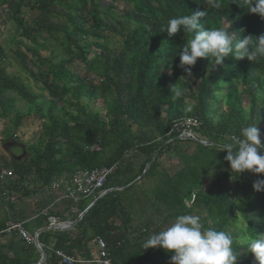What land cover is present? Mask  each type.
Returning <instances> with one entry per match:
<instances>
[{"label": "trees", "instance_id": "obj_1", "mask_svg": "<svg viewBox=\"0 0 264 264\" xmlns=\"http://www.w3.org/2000/svg\"><path fill=\"white\" fill-rule=\"evenodd\" d=\"M218 2L219 9L207 8L204 0H20L0 4V14L7 10L4 4L13 10L19 34L31 43L19 42L32 51L39 71L29 67L22 71L32 73L49 92L48 122L44 121L35 142L23 144L29 157L17 159L0 149V207H6L0 218V264L40 260L35 244L4 230L10 220L24 221L34 234L49 226V215H60L59 210L44 214L43 207L29 216L16 211L19 198L49 191L60 167L69 174L120 162L103 188L113 190L88 210L98 193L77 202L68 200L72 203L65 208L75 209L73 220L86 210L72 229L49 228L40 233L47 255L44 264H59L57 250L75 257L74 264H84L78 260L96 255L90 244L98 235L107 242L112 264H171L173 253L161 248L145 250L143 244L181 214L198 215L205 227L229 232L234 240L244 231L264 233V187L260 191L253 188L264 180V174L232 173L223 149L241 128L261 126L264 57L252 62L229 55L216 66L209 59H198L188 77L179 67V53L190 34L181 30L169 36L166 31L169 19L206 11L202 26L222 28L234 42L246 35L264 34V18L251 13L243 0ZM23 7L30 10V19L22 16ZM49 39L56 42L57 49L49 47ZM41 49L51 50V55H43ZM16 53L25 64L28 54L21 49ZM78 60L100 78L97 83L68 68ZM26 80L25 75L7 72L0 46V118L14 110L8 92H16L30 105L44 98ZM177 83L182 95L173 100L170 88ZM86 97L90 101L102 98L106 113L89 109L82 102ZM68 106H75L76 111L67 110ZM24 117L20 114L12 129L3 131L4 143L19 142ZM194 117L200 122L193 127L201 134L196 139H183L180 130L172 131L174 122ZM30 120L39 123L43 114H33ZM261 141L264 143V134ZM130 149L136 150L133 158L125 156ZM170 150L181 160L174 173L162 170L159 161ZM4 169H12L14 176L2 178ZM148 181L154 186L148 187ZM14 195L17 200L12 201ZM233 248L238 264H258L239 243Z\"/></svg>", "mask_w": 264, "mask_h": 264}, {"label": "clouds", "instance_id": "obj_2", "mask_svg": "<svg viewBox=\"0 0 264 264\" xmlns=\"http://www.w3.org/2000/svg\"><path fill=\"white\" fill-rule=\"evenodd\" d=\"M243 3L251 13L264 18V0H243ZM204 4L207 5V8L215 9L222 6L218 0H204ZM205 15L206 11H191L190 15L174 17L167 22L166 31L169 36H174L181 30L190 34V39L187 40L179 53V67L187 73L188 77L191 76L192 67L196 65L198 59H209L216 66L222 64L225 57L229 55L237 60L247 58L252 62L259 57H264V34L258 37L246 35L234 42L229 32L222 28L205 29L201 22ZM170 91L173 100L182 95V89L178 83L171 86ZM180 137L186 136L180 134ZM186 138L188 139V137ZM9 146L12 145L9 143ZM223 149L227 152L225 160L229 162L232 173L240 175L245 171H250L264 174V143L261 141L260 129L257 124L241 128L240 134L232 137L231 142L225 143ZM133 150H128L125 156L130 158ZM116 163L119 167L120 162ZM66 177L65 175L64 178ZM262 187H264V180H258L253 184V188L257 191L262 190ZM52 193L57 195L56 191ZM59 197L60 195H57V198ZM99 197L97 196L95 199H99ZM81 199L84 198L81 197L77 201ZM43 213L47 214L48 211ZM50 217H55L56 220L54 222L50 220L49 226L52 223H59L58 216L51 215ZM34 234L38 236L37 231ZM236 243L253 254L258 264H264V233L252 235L248 231H244L238 240H234L231 233L223 230L218 231L213 227H205L201 222V217L192 214L176 216L174 222L165 230L151 234L144 242L143 248L145 250L161 248L166 252L173 253L171 264H238V255L233 248Z\"/></svg>", "mask_w": 264, "mask_h": 264}, {"label": "rangeland", "instance_id": "obj_3", "mask_svg": "<svg viewBox=\"0 0 264 264\" xmlns=\"http://www.w3.org/2000/svg\"><path fill=\"white\" fill-rule=\"evenodd\" d=\"M120 7H124L123 2H120ZM26 10V9H25ZM30 10L27 9L26 14H27V19H30ZM26 16V15H25ZM30 21V20H29ZM14 24V23H13ZM2 26V25H1ZM17 25H15V32L14 34L11 32V29H8V33L9 34H13V37L11 39V43L14 42L12 44V49L5 52V63L7 64V72L9 74L15 75H25V77L27 78V83L32 87L33 91L37 92V93H43L44 94V98L39 100V102L37 104H27V102L25 100H23L19 94H17L16 92H8L7 96L9 99V103H14V110L10 112V114H8V116L0 118V149H4L6 151V153L8 154V156L17 158V159H23L24 157L28 158V154H26V151L24 149V145L26 143V145H31V143L35 142L36 137L40 134L41 131H43L44 129V121L48 120L46 119L47 114H48V110H47V100L49 99V92L44 90L42 88V85L40 82H38L35 77L32 75V73L30 72H26V71H22L24 70L26 67L32 68L35 73H38L39 68L38 65H36V63H34L35 59L32 55V51L29 50L26 45H23L21 43H17L15 41H17L18 39L21 41H27L22 35L19 34V32L16 30ZM44 35H46L44 33ZM6 37V36H5ZM4 37V39H5ZM48 37H45V39H47ZM28 45H30L31 43L29 41H27ZM48 45L49 47L53 50V49H57V45L56 42L52 41L51 39L48 40ZM24 51L26 54H28L29 58L26 60L25 64L22 61V59L18 56V54L16 53V51L20 50ZM41 53L43 55H47L48 57L51 55V50H44L41 49L40 50ZM25 67V68H24ZM68 68L70 70H76V72H78L80 75L82 76H87L89 77L90 80H95L96 83L99 81V77L96 76L94 73L92 72H88L87 70V66L85 65V63H83L82 61L78 60V61H74L73 63L68 65ZM240 88H242L241 84H240ZM244 100L246 101V96L243 95ZM82 102L85 105H88L89 109L95 110V109H99L101 111L102 114H105V104L103 103L102 98H97L95 100H89L87 97L82 99ZM248 104L245 102L244 106H247ZM39 106H41L40 110L38 111ZM67 110H71V111H76V107L75 106H68ZM58 111V110H57ZM41 112L43 114V120L40 121L39 123H35L33 124L32 121L30 120L31 115L36 114ZM24 115L25 119H23V123L21 125V128L18 131V136L17 134L15 136H17V138L19 139V142L16 141H12L9 143H13L12 146H9V143H4L2 141V137H3V131L6 128L12 129L13 123L16 120V118L19 115ZM62 115V114H61ZM260 119L262 121L261 126H259L260 129V138L263 136L264 134V107H263V111L260 115ZM27 120V121H26ZM37 120V119H36ZM29 122V123H28ZM26 123V124H25ZM193 134H195L196 136H200L201 134L196 133L194 131H192ZM15 134V133H14ZM24 142V143H23ZM37 143V141H36ZM28 152V151H27ZM136 150H133V153H131L130 158H133V154H135ZM30 155L31 153L28 152ZM166 155L161 156L159 161L161 164V168L162 170H165L169 173H174L179 165V163L181 162V160L179 159V157L177 156L176 153H173L172 150L167 151L165 153ZM132 156V157H131ZM59 167V166H58ZM66 173V168L65 167H60L58 174L56 176L53 177L52 182L53 181H58L60 182L62 179L64 180V176ZM72 174V173H69ZM68 174V175H69ZM148 187L154 186V182L148 181L147 183ZM49 191L47 190H41V192H38L37 194H33V195H29L27 197H21L19 198V201L17 200V214L22 215L24 214V216H29L34 214V212H36L37 208H44V212L46 211H60V215L59 216V222H64L63 220H72L74 219V214L76 212L75 209H68L65 208V206L71 201V199H65V203L63 202L64 199L61 198H57L56 193H52L53 191H58L61 190L59 187L58 188H53V186H48L47 187ZM49 193H51L53 195L52 200L48 198ZM59 196V195H58ZM63 200V201H62ZM55 203V204H54ZM72 203V202H71ZM190 203V202H189ZM9 210V209H7ZM149 212L152 211L151 207H148ZM6 211V207H0V218H2L5 214ZM10 211V210H9ZM24 213H23V212ZM148 218L152 217L154 222H161V218H156L154 219L153 216L148 215ZM50 215H49V222H50ZM24 219V218H23ZM139 217L136 218V222H138ZM152 224H161V223H153V221L151 219H149ZM10 221H14V220H10ZM139 224V223H138ZM168 226H170V224H167L163 230H165ZM73 228V227H72ZM71 228V229H72ZM91 248L97 253V246L95 245V243H91Z\"/></svg>", "mask_w": 264, "mask_h": 264}, {"label": "built area", "instance_id": "obj_4", "mask_svg": "<svg viewBox=\"0 0 264 264\" xmlns=\"http://www.w3.org/2000/svg\"><path fill=\"white\" fill-rule=\"evenodd\" d=\"M0 0V4H1ZM200 122L197 118H188L181 121L174 122L173 130H180L181 136H186L188 138H196V135L192 131L194 126H199ZM195 132V131H194ZM118 169V163L111 166H102L92 169H77L73 172L70 179H62L60 182L55 181L51 186L53 188H60L61 190L56 191L60 194L61 199H71L77 201L79 198L93 196L98 193L99 196L103 195L106 190H104V185L107 182L109 175ZM14 176V171L12 169H4L2 171L1 177L10 178ZM6 195V193H4ZM17 196H12L11 200L15 201ZM51 222H54L55 217L50 218ZM8 233H16L21 239H24L28 244H35L37 236L36 234L30 233L22 221H9L7 227L4 230ZM95 243L97 246V253L92 258L79 259L81 263L93 264V262L98 264H112L111 256L109 255L108 245L106 240L99 235L96 236ZM57 257L59 259V264H74L77 260L75 257L67 254L63 250L56 251Z\"/></svg>", "mask_w": 264, "mask_h": 264}, {"label": "crops", "instance_id": "obj_5", "mask_svg": "<svg viewBox=\"0 0 264 264\" xmlns=\"http://www.w3.org/2000/svg\"><path fill=\"white\" fill-rule=\"evenodd\" d=\"M6 1H9V3L12 4V3L19 2L20 0H2V3L6 2ZM26 1H28V0H26ZM29 1L32 3L36 0H29ZM4 6H6L7 10L4 9V11L0 14V46L4 49L5 52H7V51L12 49L11 46L14 43V42L11 43L10 41L13 37L14 32H15V29H14L15 28V22L13 20L14 19L13 18V10L9 9V5H7V4H4ZM27 9H28V7L22 8V16L27 17V14H26ZM8 29H11V32L13 34L12 33L9 34ZM16 30L18 31L17 28H16ZM4 37H5V39H4ZM15 42L19 43L20 40L18 39ZM65 175H68V174L65 173ZM58 218H59V216H58ZM24 225H25V223H24Z\"/></svg>", "mask_w": 264, "mask_h": 264}, {"label": "water", "instance_id": "obj_6", "mask_svg": "<svg viewBox=\"0 0 264 264\" xmlns=\"http://www.w3.org/2000/svg\"><path fill=\"white\" fill-rule=\"evenodd\" d=\"M181 138H183V139H187L186 137H181ZM202 142L205 143V144H209V142H206V141H202ZM10 145H13V143H10ZM154 159H155V157L153 158V160H154ZM111 190H113V188L107 190L106 192L111 191ZM106 192H105V193H106ZM102 196H103V195H102ZM100 197H101V196H100ZM100 197H99V198H100ZM97 200H98V199H96L94 202H92V203L88 206V208H86V210H88L93 204H95V202H96ZM86 210H85V211H86ZM85 211L82 212V214H81V215L78 217V219H76L75 221L52 223L50 226L43 227V228L39 229V230L37 231L38 236H39V234H40L41 232H43V231H45V230H47V229H49V228H51V229H59V230H68V229H71L72 227H74V226H75V225L81 220V218H82L83 215L85 214ZM38 236H37V240H36V246H37L38 250L41 252V258H40V260H39L37 263H35V264H44L45 261H46L47 255H46V252H45L43 246L41 245V243H40V241H39Z\"/></svg>", "mask_w": 264, "mask_h": 264}]
</instances>
